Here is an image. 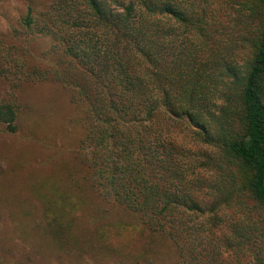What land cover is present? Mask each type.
Instances as JSON below:
<instances>
[{"label": "trees", "instance_id": "trees-1", "mask_svg": "<svg viewBox=\"0 0 264 264\" xmlns=\"http://www.w3.org/2000/svg\"><path fill=\"white\" fill-rule=\"evenodd\" d=\"M188 3L26 0L21 32L55 59L0 75L59 82L80 112L66 179L30 189L78 264H264V0ZM19 108L0 100L3 131Z\"/></svg>", "mask_w": 264, "mask_h": 264}, {"label": "rangeland", "instance_id": "rangeland-1", "mask_svg": "<svg viewBox=\"0 0 264 264\" xmlns=\"http://www.w3.org/2000/svg\"><path fill=\"white\" fill-rule=\"evenodd\" d=\"M26 10V0H0V65L9 66L13 55L46 68L55 59L54 41L22 34L20 18ZM223 12V19L229 18L228 10ZM11 79L0 75V100L20 104L17 132H5L0 125V264H78L38 222V201L30 189L42 179H66V163L81 138V125L73 121L80 112L59 82L48 79L16 88ZM88 224L80 236L97 227ZM88 260L83 258V264Z\"/></svg>", "mask_w": 264, "mask_h": 264}]
</instances>
